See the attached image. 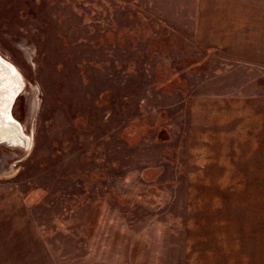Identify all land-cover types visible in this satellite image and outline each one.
Wrapping results in <instances>:
<instances>
[{"label":"rangeland","instance_id":"374dc122","mask_svg":"<svg viewBox=\"0 0 264 264\" xmlns=\"http://www.w3.org/2000/svg\"><path fill=\"white\" fill-rule=\"evenodd\" d=\"M245 14L264 0H0L27 135L0 145V264H264Z\"/></svg>","mask_w":264,"mask_h":264},{"label":"bare ground","instance_id":"6f19581e","mask_svg":"<svg viewBox=\"0 0 264 264\" xmlns=\"http://www.w3.org/2000/svg\"><path fill=\"white\" fill-rule=\"evenodd\" d=\"M22 85L16 71L12 67L8 70L0 62V138H9L13 143L17 142L14 137L18 135L19 126L13 120L11 108Z\"/></svg>","mask_w":264,"mask_h":264},{"label":"water","instance_id":"95a60500","mask_svg":"<svg viewBox=\"0 0 264 264\" xmlns=\"http://www.w3.org/2000/svg\"><path fill=\"white\" fill-rule=\"evenodd\" d=\"M0 62L6 67V68H8V70H10V68L11 67H13L14 69H15V71H16V73L19 75V77L21 78V76H20V74L18 73V71H17V69L12 65V64H10L9 62H7L5 59H3L1 56H0ZM21 81H22V83H23V80H22V78H21ZM24 88V84L22 85V89ZM22 89L20 90V92L18 93V95L16 96V98L19 96V94L21 93V91H22ZM15 98V99H16ZM15 101V100H14ZM14 103V102H13ZM13 106V105H12ZM11 111H12V108H11ZM13 116V115H12ZM13 120L18 124V126H19V132H18V135L17 136H15L14 138L15 139H17L16 141V143H13V142H11V141H9V138H5V139H1L0 138V145L1 146H5V147H9V148H16V147H18V146H20L21 144H23V145H26V141H27V139H26V136L27 135H25L24 133H22V126H21V124L17 121V120H15V118L13 117ZM18 129V128H17Z\"/></svg>","mask_w":264,"mask_h":264},{"label":"crops","instance_id":"0c3cea01","mask_svg":"<svg viewBox=\"0 0 264 264\" xmlns=\"http://www.w3.org/2000/svg\"><path fill=\"white\" fill-rule=\"evenodd\" d=\"M263 20L264 19H262V21H260L258 23L257 20H253V19L247 18L246 14L244 15V18H243L244 27L250 26V28H246L245 29V33H246V37H248L250 39V41L249 40L248 41L251 42V44H252V40L251 39L254 36V34L259 35L260 38H261V36L264 35V21ZM241 25H242V23H241ZM253 26H255V28ZM258 26H260V29H258ZM249 42H245L244 43V46H245L244 48L245 49H250V43ZM247 44H249L248 48H247ZM261 46H263V40H261Z\"/></svg>","mask_w":264,"mask_h":264}]
</instances>
